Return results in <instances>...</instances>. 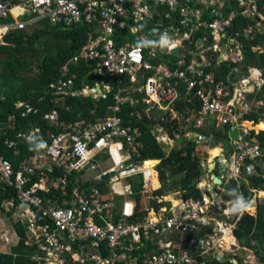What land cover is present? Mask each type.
I'll use <instances>...</instances> for the list:
<instances>
[{
  "label": "built area",
  "instance_id": "built-area-1",
  "mask_svg": "<svg viewBox=\"0 0 264 264\" xmlns=\"http://www.w3.org/2000/svg\"><path fill=\"white\" fill-rule=\"evenodd\" d=\"M235 1L243 17L263 19L256 0ZM223 4L224 0H0V19L20 8L24 15H32L28 21L0 26L6 32L37 26L42 20L63 29L83 20L95 22V35L90 33L62 67L63 75L57 84L48 86L47 93L53 101L67 95L104 99L112 89L107 79L128 84L115 93L110 113L93 123L79 121L64 126L58 123L56 111L43 114L41 120L62 127V131L53 134L48 129L39 135L33 155L18 169L0 154V189L10 196L2 204L0 214L24 228L25 257L30 263L207 264L211 259L222 262L236 258L229 255L232 251H228L229 245L222 238L243 213L257 212L254 190L249 200L243 202L247 207L238 211L232 186L248 184L250 177L258 175V168L264 169V148L256 139L257 132L239 126L255 125L253 119L245 118L250 113L257 114L264 123V112L258 111L263 102L256 98L264 88V69L248 68L235 81H214L213 75L205 72L209 65L207 51L217 54L212 56L217 63H238L242 58L240 41L229 33L235 13L223 16ZM164 19L176 22L163 28ZM148 23L150 29H142ZM116 29H126L133 39L116 46L112 39ZM254 29L250 26L244 31L245 36ZM199 31L211 37L207 48L206 36L195 39ZM150 33L157 36L156 43L150 39ZM162 48L167 49L166 54L160 51ZM175 49L180 50L177 56L170 54ZM163 55L175 57V65L170 67ZM69 64L89 67L87 73L99 77L100 82L93 87H76V76L66 77ZM97 88L101 91L97 92ZM135 93L141 94L149 117L154 110L188 115L184 119L190 121L193 129H186L182 136L170 138L162 127L153 132L161 144L173 145L175 138L180 145L179 138L182 142L191 139L196 143V151L208 154L204 159L198 155L201 166L205 173L212 174L208 168L217 171L219 182L196 184L202 192L199 198H181L180 205L170 202L165 208H153L164 200L148 191L153 169L140 159L141 144L137 139L141 131L125 124L119 116L121 106L139 103ZM180 99L186 105L194 99L198 107L178 114L173 106ZM23 106L25 102L16 104L17 108ZM26 107L24 116L37 113L30 105ZM13 119L10 117L4 123L0 135L13 130ZM213 129L229 135L227 147L220 141L216 145L209 133ZM40 132L37 126L20 131L14 139L6 138L4 145L19 156V149L28 147ZM215 149L218 153L214 156ZM135 178L142 180L137 191L140 203L144 198L152 199V204L143 210L137 209L133 198L131 180ZM101 181H106L105 193L97 188ZM139 212H145L142 220L132 221Z\"/></svg>",
  "mask_w": 264,
  "mask_h": 264
},
{
  "label": "trees",
  "instance_id": "trees-1",
  "mask_svg": "<svg viewBox=\"0 0 264 264\" xmlns=\"http://www.w3.org/2000/svg\"><path fill=\"white\" fill-rule=\"evenodd\" d=\"M106 1V0H99ZM258 12L263 15V19L259 18L248 19L240 14V8H238L235 0H224L223 7L221 9L223 16H228L231 12L235 13V17L232 20V24L229 28V33L238 39L241 43V55L242 59L238 63H233L229 60L217 63L212 59V56L217 54L212 51H207L206 56L209 61V65L205 67L206 73L213 75L214 81L222 80L227 81L230 78L231 81H235L236 72L235 69L240 68L242 73H247L248 68L264 69V29L262 31H253L251 35L245 36L244 31L250 26L256 28V23H262L264 26V0H256ZM32 15L30 16V18ZM84 19V18H83ZM157 18L153 19V22ZM210 20L211 18L208 17ZM1 23L14 24L15 20L9 14L7 18H1ZM171 22H176L174 19H164L163 28L165 25ZM151 25L145 24L142 29L149 30ZM97 30L95 22H89L83 20L81 23L71 27L70 29H63L61 27H52L46 20H42L38 23V26L31 32L27 33L25 30L11 29L4 37V45H0V55H4L0 59V96L3 95V99L0 101L2 111L0 112V128L4 123L13 117L12 127L13 130L6 131V133L0 135V154L4 155L9 161H11L13 167L18 169L20 164L29 159L35 150L37 145V137L45 134L46 130L50 129L53 134H57L62 131V127L55 125H48L45 121L41 120L43 114L54 110L58 115V123L64 126L69 123L86 121L95 122L97 119L104 118L109 114V107L115 104L114 95L119 88L127 87V82L123 81L122 84H118L116 80L107 79L111 83L112 89L106 95L104 99L100 98L95 100L90 96H61L57 101H53L47 93L48 86L51 84H57L62 78V67L76 54L77 50L86 42L90 33L95 35ZM204 47L207 48L211 45V37L209 34L199 31L195 34V39L204 38ZM45 38V40H41ZM112 39L116 46L121 45L124 41H130L133 36L129 34L126 29H116L112 35ZM150 39L153 42H157V36L150 33ZM193 47V45H192ZM38 48V50H37ZM194 48V47H193ZM144 54L146 55V48ZM166 63L173 67L175 65L176 58L171 55H163ZM31 60L36 62L35 67L32 65ZM36 68L34 76L27 77L29 72H32ZM89 67L81 65L80 67L69 64V72L66 77L75 75L74 83L76 87H82L84 85L93 87L95 83L100 82V78L92 76L87 72ZM92 79V80H91ZM50 90V89H49ZM52 91V89L50 90ZM181 94H185V88H182ZM134 98L140 100L137 105L130 106L129 103L121 106L120 117L124 120L125 124L132 127H138L141 131L140 137L137 141L141 144V160H147L146 167H151L156 164L155 160L159 163L155 168L157 178L160 186L157 182L155 187H158L153 191V196L163 199L167 194L166 188H174L180 193L183 199H197L201 196V191L196 188L197 182L204 174V170L201 166V159L195 152L196 143L191 139L184 140L180 145L174 146L168 152L164 150V147L156 139L153 132L154 125L158 123V120H153L145 113L146 105L141 103V94L135 93ZM256 98L263 102L258 108L259 112H264V88L261 93L256 94ZM18 102H25V106L17 108ZM194 102V103H193ZM192 104L186 105L182 99L178 100L173 110L178 114L184 113L185 110L192 111L198 107V102L193 99ZM30 105L37 113H31L23 115L26 112L27 107ZM160 118H166L167 123L162 122L160 124L163 130H166V134L172 138L175 132L178 130L179 124L176 119H172L171 112H157ZM153 112V111H152ZM188 115L185 114V118ZM246 119H253L258 121V116L255 113H250L245 116ZM38 122V123H35ZM264 125V124H263ZM40 128V133L31 141L28 147H21L19 156H16L12 150H9L4 142L6 138H15V135L20 131H27L34 127ZM228 128V127H227ZM225 128V129H227ZM193 129L189 124V130ZM264 129V128H263ZM178 130V131H175ZM183 131H185L183 129ZM211 133L218 142L227 147L229 138L227 133H223L220 130H212ZM235 132L232 134V136ZM231 135V134H230ZM256 139L264 148V130L260 131L256 135ZM218 150L215 149L213 155L215 156ZM152 160V161H151ZM153 164V165H152ZM258 171L261 172L260 168ZM171 177H181L176 182H172L169 185ZM155 178V177H154ZM132 181V180H131ZM133 182V198L137 202V209L140 206L141 196L137 191L141 188V179H136ZM131 182V183H132ZM162 183V184H161ZM97 188L105 193L107 192L106 181L97 183ZM176 185V186H175ZM250 189L264 190V178L260 176L250 177L248 184L240 183L232 186V191L235 193L238 204L243 201L249 200L251 197ZM9 193H4L0 189V210L2 204L6 199H9ZM156 203V202H154ZM158 208L161 204H154ZM257 213L251 215L243 213L239 220H237L236 227L233 230V236L235 239L242 243V240L248 238L251 240L250 249L254 251L260 262L264 264V203L258 204ZM145 212H139L132 221L142 220ZM117 216L114 220L117 221ZM7 220V219H6ZM14 231L20 239L18 246L13 248L11 253L0 252V264H32L26 256V248L24 241L26 239V232L24 228L18 224L14 225ZM211 232V230H208ZM204 233V231L202 232ZM247 247L246 244H241ZM239 264H250L243 262L242 257L236 256ZM201 260V259H200ZM207 264H237L232 259H226L222 262L209 260Z\"/></svg>",
  "mask_w": 264,
  "mask_h": 264
},
{
  "label": "rangeland",
  "instance_id": "rangeland-1",
  "mask_svg": "<svg viewBox=\"0 0 264 264\" xmlns=\"http://www.w3.org/2000/svg\"><path fill=\"white\" fill-rule=\"evenodd\" d=\"M258 26H259V24L256 26L257 28H258ZM35 27L36 26H32V25H30V26H27L25 29H23V30H25L27 33H29V34H31V32L35 29ZM7 34V33H6ZM6 34H1L0 33V45H4L5 43H4V41H3V39H4V37L6 36ZM41 40H45V38H43V39H41ZM37 50H38V48H37ZM4 57V55H0V59L1 58H3ZM31 63H32V65L35 67V65H36V62L35 61H33V60H31ZM35 72H36V68H34L33 69V71L32 72H29L26 76L27 77H29V76H34V74H35ZM237 73H241V71H240V69H237ZM3 95H1L0 96V101L3 99ZM3 109H2V107H1V105H0V112L2 111ZM151 114V118L154 120H158V123L157 124H155L154 125V130L157 128V127H159V128H161L160 126V124H162V122H164V123H167V120L168 119H166L165 117L164 118H160V115L159 114H157V115H155V112L154 113H150ZM171 117L172 118H174V119H176L177 120V122H178V126H179V128H178V130H181V131H179V132H175V134L174 135H177V136H182L187 130L186 129H189V123H190V121L187 119V120H185L184 118H185V116H177V114H172L171 115ZM254 126H256V125H254ZM253 126V127H254ZM162 128H163V126H162ZM183 129L185 130V131H183ZM256 130H254V131H256V132H259V128H255ZM178 130H175V131H178ZM250 131H252L253 129H249ZM248 130V131H249ZM166 130H164V133L166 134ZM156 134H157V132H156ZM173 145H170V146H166L165 144H163V147L165 148V150H166V152H168L169 151V148H171V147H173V146H178V143H177V139H175L174 138V140H173ZM198 154H199V156L202 158V159H204V158H206V157H208V154L207 153H203L202 155H201V151L200 150H198ZM153 165V164H152ZM205 174V173H204ZM204 174H203V176H204ZM202 176V177H203ZM181 177H171V178H169V182L168 183H166V185H169L170 183H172V182H176L178 179H180ZM152 182H153V186L155 187L156 185H157V180H156V178H154L153 180H152ZM160 184V183H159ZM162 184V183H161ZM176 186V185H175ZM166 191H167V193L169 194V197H171L170 199H168L169 197H167V199H165V200H168V201H172V199H174L175 200V198H174V196H175V194L176 193H173V191L175 190L174 188H169V189H165ZM254 195H257V204H256V206L258 207V204H263L264 203V190L263 191H260V190H254ZM151 201V202H150ZM146 202H147V205L149 204V205H151L152 204V199L150 198V200L149 199H146ZM173 204V203H172ZM154 206V205H153ZM258 210V209H257ZM251 211H253V214H256L255 213V210H251ZM241 217V216H240ZM239 217V218H240ZM6 216H4V215H2V214H0V243H7L9 246H8V249H9V247H15V246H17V243H18V240H17V243L16 242H13L12 240L10 241L9 240V238H11V239H13L14 238V234H15V231H14V224H13V222H11L8 218H7V220H6ZM236 223H237V220L233 223V225L231 226V228H229L226 232L228 233V235H230L231 237H233V239L236 241V246H232L231 248H230V245H232V243H229V244H227V245H229V249H228V251H232V252H230L231 254H229V255H231V256H240V257H242V261L243 262H248V263H250V264H263L262 262H260V260L258 259V257L256 256V254L254 253V251H252L251 249H250V245H251V240H249L248 238H245L244 240H242V243L239 241V240H237V239H235V237L233 236V230H234V228L236 227ZM217 238H220V236H217ZM6 239H8V241H6ZM18 239V238H17ZM233 241V240H232ZM10 243V244H9ZM241 244H246L247 245V247H244V246H242ZM0 245H2V244H0ZM11 245V246H10ZM224 246V248H225V245H223ZM219 248L220 247H218L215 251H217V250H219ZM240 249H243V251H245L246 252V255H247V257H246V259L243 257V254H241V251H240ZM227 250V249H226ZM0 252H9V251H7V250H4V248H0ZM238 253H239V255H238ZM237 259V258H236ZM239 264V263H238Z\"/></svg>",
  "mask_w": 264,
  "mask_h": 264
},
{
  "label": "crops",
  "instance_id": "crops-1",
  "mask_svg": "<svg viewBox=\"0 0 264 264\" xmlns=\"http://www.w3.org/2000/svg\"><path fill=\"white\" fill-rule=\"evenodd\" d=\"M23 13H25V11L23 10V8H20V9H14L12 12H11V14H12V17L14 18V20H15V23L16 22H20V21H22V20H24V21H28L29 19H31L30 18V16L31 15H24ZM22 15H24V16H22ZM1 20V19H0ZM5 24L6 23H1V21H0V26H5ZM1 28V27H0ZM36 28V27H35ZM264 29V26L262 25V23H259V26H258V28L256 27L254 30L255 31H262ZM0 33L2 34H4V30H1L0 29ZM260 125V124H259ZM258 125V127L257 128H261L262 129V127H260ZM263 125V124H262ZM264 127V126H263ZM214 153V151H212V154ZM196 154L197 155H199L198 154V151H196ZM202 154V153H201ZM152 161V160H151ZM155 162H156V164L155 165H157L158 163H159V161L158 160H155ZM105 165V164H104ZM155 165H153L152 166V175H151V177L149 178V183H148V191L150 192V194H153V191L154 190H156L159 186H160V184H159V180H158V178H157V175H156V171L154 170V166ZM209 169H211V168H208V171H209ZM203 176V175H202ZM154 177L156 178V180H157V182H158V184H159V186L158 187H154L153 186V182H152V180L154 179ZM136 179V178H135ZM211 180H214V178H213V174H210V173H208V172H206L205 174H204V176L203 177H201L200 178V180L197 182V185L198 186H205V185H208L209 183H210V181ZM133 181V180H132ZM173 193H176L175 194V196H174V198H175V200L174 199H172V203H173V205H180L181 204V198H182V196L181 195H178V191H176V190H174L173 191ZM167 197H169V194L167 193L163 198L164 199H167ZM171 197H169L168 199H170ZM118 201H120L119 199H118ZM170 204V201H168L167 200V202L166 203H164V204H162V205H159L158 207H159V209L162 207V208H165V206L164 205H169ZM146 206H148L147 205V202H146V198H144L143 200H142V202L140 203V206H139V208H141L142 210H143V208L144 207H146ZM153 208H155V206L153 207ZM18 238V236H17V234L15 233L14 234V238L13 239H11V238H9V240L11 241H13V242H16L17 243V239ZM6 241H8V239H6ZM0 244H2V245H0V248L2 249V248H4V250H7V251H9V252H4V253H10V252H12L13 251V248L14 247H9V249H8V244L5 242H3V243H0ZM10 244V243H9ZM18 244H19V241H18V243H17V246H18ZM11 246V245H10ZM231 247L233 246V244L232 245H230ZM16 247V246H15Z\"/></svg>",
  "mask_w": 264,
  "mask_h": 264
},
{
  "label": "clouds",
  "instance_id": "clouds-1",
  "mask_svg": "<svg viewBox=\"0 0 264 264\" xmlns=\"http://www.w3.org/2000/svg\"><path fill=\"white\" fill-rule=\"evenodd\" d=\"M11 16H12V14H11ZM22 21H24V20H22ZM21 22V21H20ZM17 23V22H16ZM16 23H14V24H16ZM5 25H9V24H5ZM37 26H38V24H36ZM30 26V25H29ZM32 26H34V25H32ZM36 26V27H37ZM5 32V34L6 33H8V32H6V31H4ZM242 59V58H241ZM241 61V60H240ZM239 61V62H240ZM241 68V67H240ZM240 68H238V69H240ZM239 75H240V73H237L236 72V79H238V77H239ZM262 105H263V103H262ZM248 115V114H247ZM246 115V116H247ZM246 118V117H245ZM247 120V119H246ZM248 120H250V119H248ZM254 122H255V120H254ZM260 123H262V124H264L263 123V121L261 122V121H257V122H255V125H258V124H260ZM253 126V125H252ZM254 131V130H253ZM260 131H262V130H259V132ZM259 132H257V134L259 133ZM193 141V140H192ZM181 144V143H180ZM163 145V144H162ZM195 152H196V150H195ZM144 161H147V160H144ZM210 171L209 172H211L212 174H213V178H214V181H215V178H217L216 177V174H217V171L215 172L214 170H212V169H209ZM261 170V169H260ZM205 173V172H204ZM257 176H260V177H263L264 178V169L263 170H261V172L260 171H258V175ZM253 177V176H252ZM217 180V179H216ZM216 182V181H215ZM219 182V181H218ZM217 182V183H218ZM247 185V184H246ZM198 189V188H197ZM252 190H258V189H250V192H251V196L253 195V191ZM260 191H263V190H260ZM178 195H180V193L178 192ZM163 200H164V203H166L167 202V200H165L164 198H163ZM248 201V200H247ZM163 203V204H164ZM247 206L243 203V201H241L239 204H238V206H237V210L238 211H243L245 208H246ZM257 213V212H256ZM18 241H19V243H20V239L18 238ZM19 245V244H18ZM11 253V252H10Z\"/></svg>",
  "mask_w": 264,
  "mask_h": 264
},
{
  "label": "water",
  "instance_id": "water-1",
  "mask_svg": "<svg viewBox=\"0 0 264 264\" xmlns=\"http://www.w3.org/2000/svg\"><path fill=\"white\" fill-rule=\"evenodd\" d=\"M162 53H164V54H166L167 53V49L166 48H162L161 50H160ZM179 49H175V50H173V51H170V54H172V55H174V56H177L178 55V53H179ZM101 90H100V88H97V92H100ZM211 129V128H210ZM178 142L179 143H182V138H179L178 139ZM128 163H130V162H128ZM217 178H215V181L216 182H218V180H216ZM187 240L189 239V232H186V237H185ZM240 251H241V254H243V257L246 259V257H247V255H246V252L245 251H243V249H240ZM103 253L104 254H106V251L104 250L103 251ZM226 255H228V253H226ZM238 255H239V253H238ZM240 257V256H239ZM233 260V262L234 263H237L238 264V259H232Z\"/></svg>",
  "mask_w": 264,
  "mask_h": 264
},
{
  "label": "bare ground",
  "instance_id": "bare-ground-1",
  "mask_svg": "<svg viewBox=\"0 0 264 264\" xmlns=\"http://www.w3.org/2000/svg\"><path fill=\"white\" fill-rule=\"evenodd\" d=\"M259 125V124H258ZM258 125L256 126H252L251 124H248V123H244V124H240L239 126L242 127V128H249V129H253V130H256L255 128L258 127ZM260 127H262V129L260 128V130H264L262 123H260L259 125ZM257 131V130H256ZM233 240V241H232ZM222 241L223 243H226V244H229V243H232L233 246H236V241L230 236L228 235V233L224 234L223 238H222Z\"/></svg>",
  "mask_w": 264,
  "mask_h": 264
}]
</instances>
